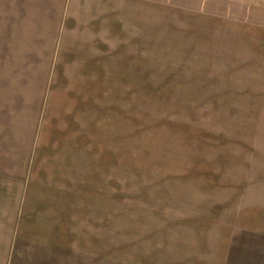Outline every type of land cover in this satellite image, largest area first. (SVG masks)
<instances>
[{"label": "rangeland", "instance_id": "1", "mask_svg": "<svg viewBox=\"0 0 264 264\" xmlns=\"http://www.w3.org/2000/svg\"><path fill=\"white\" fill-rule=\"evenodd\" d=\"M101 1L0 58V264H264V0Z\"/></svg>", "mask_w": 264, "mask_h": 264}, {"label": "crops", "instance_id": "2", "mask_svg": "<svg viewBox=\"0 0 264 264\" xmlns=\"http://www.w3.org/2000/svg\"><path fill=\"white\" fill-rule=\"evenodd\" d=\"M13 1H15V4L17 5L16 6L17 9L16 8L12 9ZM26 1L28 0H0V58L6 59L10 54V49L14 47L15 49L22 47L24 49H28L27 51H24V52L31 51L30 50L31 48H38L39 52L37 53V55L39 57L46 58L44 60H47V58L53 59L54 51L58 43L57 39L65 32V29L63 30V28H66V25L68 22L67 21L68 15L71 13V9L73 8V5L76 0H40L38 1L37 4L39 3L43 4V2H45L47 4V7H49L46 9L48 17H46V19L44 20L43 19L36 20L35 17H38V16L34 15L35 11L41 12V9H43V7L37 6L35 10V7H34L35 5L34 6L32 5V8H31L32 12H25L24 8L26 6L25 4ZM56 3L58 4L57 7H55ZM76 3L79 4V9L81 10L82 14L84 13L83 16H85V14L89 11V8H91L93 3L101 4L102 1L101 0H86L85 2V0H77ZM12 10H17L16 15L12 16L13 15ZM66 14L68 15L66 16ZM24 19H26V21H23ZM18 23L20 24L21 27L18 25ZM44 36H46V38L42 39ZM26 40H28L30 44H34V45L31 46L30 48H27V46H25ZM48 52L49 54H47ZM7 59H9V57ZM18 67H20V65L17 63H14L13 68L17 69ZM1 68H3L4 70V67H1ZM31 69L32 68H28V67L19 68V71L24 72L22 74L28 75L31 73L30 71ZM43 69L44 68H42L40 74H44V71L45 73L47 72L46 70H43ZM6 82H9V81L7 80L0 81L1 84L5 85V87L7 86ZM2 154H4V152L0 151V155ZM3 167H4V164L0 163V188L3 191L5 190L8 191L6 189L7 188L6 184L4 185L5 183L4 180H8V178H6V175L4 174L5 169ZM216 212H218L217 214L218 217L222 215V218H225L223 216L224 214H222V211H214L213 215L212 214L208 215L207 213L204 219L209 220L210 225L212 224L209 227V229H206L204 227L201 229H198L199 225L201 224L200 223L202 219L201 217H198V218H201V219H198L197 217H192V214L185 215L183 213L185 217H183V215L181 214L182 219H185V221L187 220V223L190 224L189 220L191 218L196 221L198 227H194V226L183 227L182 226L181 228H173L172 226L171 227L168 226L167 230H231L230 225L232 223L235 225L236 222L235 221L230 222V221H226L220 218L216 220L217 216L215 217L214 215ZM239 229L246 230L247 228L240 227Z\"/></svg>", "mask_w": 264, "mask_h": 264}]
</instances>
